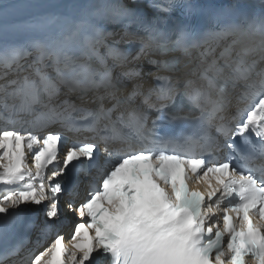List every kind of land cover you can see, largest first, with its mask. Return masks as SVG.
Returning a JSON list of instances; mask_svg holds the SVG:
<instances>
[{
  "label": "snow or ice",
  "instance_id": "obj_1",
  "mask_svg": "<svg viewBox=\"0 0 264 264\" xmlns=\"http://www.w3.org/2000/svg\"><path fill=\"white\" fill-rule=\"evenodd\" d=\"M0 121V183L16 186L0 198L5 240L24 226L22 204L49 200L40 246L62 177L103 153L82 201L66 204L87 221L71 247L57 234L34 259L17 244L0 264H264V0H3ZM65 133L91 142L49 169Z\"/></svg>",
  "mask_w": 264,
  "mask_h": 264
},
{
  "label": "bare ground",
  "instance_id": "obj_2",
  "mask_svg": "<svg viewBox=\"0 0 264 264\" xmlns=\"http://www.w3.org/2000/svg\"><path fill=\"white\" fill-rule=\"evenodd\" d=\"M22 1H24V0H8V2L9 3H17V2H22ZM0 2H3V0H0ZM142 63H145L146 64V62L145 61H143ZM0 154H2L1 153V150H0ZM73 219V217L72 216H68V217H61V219H59V221L58 222H61V221H63L64 222V227H65V230H69L70 228H69V226H70V221ZM39 229L40 228H37V227H35V228H33L27 235H26V237H25V242H24V250H23V252L21 253V254H24L25 252H27L28 250H33L32 251V256L38 251V250H41L44 246H45V242H47V241H49V239L51 238V236L54 234V231H52V233L50 234V236L47 238V239H45V238H43V237H41V239H40V246H37V244H36V240H37V236H38V234H39ZM42 251H44V250H42ZM41 251V252H42ZM39 253H37V255H38ZM16 259H18V257H15V256H13V257H11L7 262H6V264H12V261H14V260H16ZM44 259H47V257H44Z\"/></svg>",
  "mask_w": 264,
  "mask_h": 264
},
{
  "label": "rangeland",
  "instance_id": "obj_3",
  "mask_svg": "<svg viewBox=\"0 0 264 264\" xmlns=\"http://www.w3.org/2000/svg\"><path fill=\"white\" fill-rule=\"evenodd\" d=\"M41 250H38L31 258L34 259L35 255H37V253H40Z\"/></svg>",
  "mask_w": 264,
  "mask_h": 264
}]
</instances>
